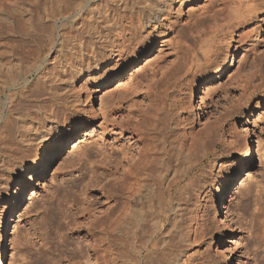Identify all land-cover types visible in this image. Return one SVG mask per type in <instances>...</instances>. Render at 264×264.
Returning a JSON list of instances; mask_svg holds the SVG:
<instances>
[{
  "label": "rangeland",
  "instance_id": "374dc122",
  "mask_svg": "<svg viewBox=\"0 0 264 264\" xmlns=\"http://www.w3.org/2000/svg\"><path fill=\"white\" fill-rule=\"evenodd\" d=\"M96 1L64 0L62 9L67 18L44 23L53 47L41 50L36 63L43 64L45 59L55 56L61 33L69 39L75 35L85 44L90 41L87 32L76 28L73 19ZM145 1L126 0L125 19L120 24L127 36L122 40L125 44H120V38L110 32L109 43L115 45L113 54L109 57L108 49L97 51L100 48L97 47L98 69L91 65L85 80L86 69L79 71L74 67L72 82L64 89L57 86L63 92L60 96L58 93L54 97L50 91L36 87L38 69L30 71L36 57L33 43L3 33L0 75L8 69L15 72L21 69L27 80L3 91L0 88V154L8 157L13 167L38 144H59L52 159L27 182L15 207L14 192L20 183L11 179L8 167L0 169V181L10 186L13 194L4 199L0 193L4 264H97L86 243L90 241L87 224L109 206L105 193L116 178V146L128 148L138 141L139 136L126 129V125L140 120L152 108V82L182 68L186 56L191 69L180 78L181 83L169 89V100L165 102L168 115L173 117L167 131L184 119L177 125L179 129L182 127L181 131L208 136L209 143L205 157L199 161L198 155L196 163L187 173L181 171V179L173 182L167 192L170 199L166 198V212L170 218L174 199L187 193L178 202L180 239L173 244L178 264H264V0L246 1L247 6L250 3L258 7L257 18L236 31L232 40L220 37L213 49L206 46L207 51L193 43L188 27L208 16L220 0H174L159 14L156 30L149 27L132 32L128 17L142 11L149 0ZM25 3L23 10L34 14L49 0H25ZM4 9V18L11 20L16 30L25 28L21 23L24 16L18 15L15 5L6 1ZM9 26L1 20L0 32ZM40 37L34 44L43 46L46 41ZM70 40L62 46L67 58ZM119 44L123 51L117 54ZM7 50L24 61L21 67L16 59L11 60ZM87 50L84 55L90 57L88 47ZM44 100L55 111L54 122L45 125L43 139L21 143L19 123L15 120L18 108L22 107L25 117H31L35 106L42 105ZM248 149L250 155L243 158ZM237 161L239 171L230 182L225 203L220 205L221 184ZM166 185L167 182L164 188ZM124 234L118 235L126 238ZM113 238L116 239L114 235ZM109 239L114 241L112 237ZM117 241L108 244L105 239L99 264L116 263Z\"/></svg>",
  "mask_w": 264,
  "mask_h": 264
},
{
  "label": "bare ground",
  "instance_id": "6f19581e",
  "mask_svg": "<svg viewBox=\"0 0 264 264\" xmlns=\"http://www.w3.org/2000/svg\"><path fill=\"white\" fill-rule=\"evenodd\" d=\"M6 1L17 7L20 17L21 15L24 16L23 20L20 18L22 22L20 19L19 21L24 24L25 28L20 27L21 29L18 28L16 30L13 23L10 22L11 20L4 18L6 14L4 9ZM172 1L174 0H149L142 11H136L137 13L134 15L132 12V15L128 17L129 20L127 19L131 23L130 28H132V32L137 30L145 31L149 27H152V30H156L158 27L156 25V19L165 9V6ZM246 1L252 3L255 0H220L217 7L212 8L208 16L201 20H194L195 22L191 23L188 27L190 30V33H188L191 35L193 43L200 47L204 46L206 48L207 46V48L213 49V46L218 42L217 40L221 39L220 37H229L230 40H232L236 31L246 27L249 22L255 20L258 16V7L254 6L255 4L250 5V3L247 6L245 3ZM63 3L64 0H49V4H42L43 7L41 11L32 14L29 13L28 10H23L22 5L26 4L25 0H0V21H5L10 25V28H7L5 32H0V39L3 38V33H5L6 36H9L8 33H11L12 35L10 36L18 37L21 40L26 39L33 43L32 45H34L35 49L33 53H35L36 57L34 58V64L30 71L38 69L36 87L39 85V88L41 87V89L50 91L48 93L54 97L55 95L58 96V93L59 96L61 95L60 92L62 90L60 91L58 87L62 86V89H64L72 82L74 67H78L79 71L81 68H85L87 74L84 78L85 80L88 79L89 71L92 68L91 65H93L94 68L98 67L99 62L96 60V53H98L96 52L97 47H100L97 48V51L99 49H108L110 52L109 57L113 54L115 45H113V42L109 43L112 41L109 38L110 32H114L117 37L120 38V44L125 41L127 37L126 34H124L125 30L122 29L120 25L122 20L125 19L123 9L127 6L126 0H97L93 7L91 5L86 7L83 13H79V16L73 19V22L77 24L76 28L81 29L82 32H87L90 41L88 40L85 44L84 40L77 38L75 35L70 37V39L72 38L71 41L68 35L61 33L55 56L50 60L45 59L43 64L36 63V61L40 59L41 50L46 51L53 47V39H49L51 37L48 33L45 34L47 27L44 26L46 25L44 23H53L67 18L63 13ZM259 4L260 3H258V5ZM116 5L118 6L117 8ZM132 35L134 36V33H130V36ZM40 36H43L46 41V44L43 46L38 43L34 44L36 39L41 38ZM66 40L71 41L68 45L66 43L69 52L68 58L65 56V53L63 54L64 51H62V46L65 45L64 43ZM115 44H117V42ZM124 44L125 42H123V45ZM126 44L128 43L126 42ZM86 46L90 49V57L86 54L84 55L87 50ZM120 47L121 45L118 47L116 45L117 54L123 51ZM207 48L205 51H207ZM208 50V52H210V49ZM7 53L11 60L16 59V64L21 67L20 63L24 61L22 62L19 60V56L15 55L12 50H7ZM99 53L101 52L99 51ZM87 54L89 55L90 53ZM84 56H87V59H84ZM203 57L206 59V55ZM186 58L182 60V68L180 66V69L177 68V71L166 73L161 78L152 82L153 85L152 88H150L153 89L151 91L154 98L152 108H149L150 111L147 108L148 111L143 113L140 120L134 121V123L133 121L130 123L127 122L128 125H126L125 128L130 129L132 134L138 135V141L133 145H129L128 148L116 146V165L113 163L116 169V178H113L112 182H110L112 186H110L105 193L107 196L106 198L110 200L109 206L103 211L102 215L100 214L99 217L95 216L96 218L94 221L91 220V222L89 221L90 224L89 222L87 224V233L90 237V241L86 243L87 246L91 247L92 253L95 255L94 260H96L95 262H97V264H99V260L103 257L101 256V248L105 239H108V244L118 239V246L116 247H118L117 249L119 250L116 252V263L113 261L111 264L179 263L178 253H175L173 250V244L180 239L177 210L179 206L178 202L184 193L178 194L176 199H174L176 201L173 205L172 214L170 215L171 218L167 214L168 212H166V201L170 199L166 196L173 182L181 179L180 173H187L192 165L196 163L195 159L198 160V155L201 156L199 161L205 157L206 146L209 143L207 141L209 140L208 136H201V134L194 135L193 132H190L191 130L187 132L185 129H182L181 131L182 125H180V129L177 125L179 123L181 124L184 119L180 120L181 122L177 121V125H174L171 131H167L173 117L168 115L166 111V107L168 106L165 105V102L169 100V89L171 87H176L180 82V78L187 75L189 68L192 66V64H188L189 60ZM27 61L28 60H26V62ZM22 72L21 69L16 72L8 69L6 73L0 75L1 90L3 91L9 86L25 84L27 75L23 76L24 73ZM124 97L126 98V96ZM46 101L47 100H44L42 105L35 106V113L31 117L29 115L25 117V115L22 114V107L18 108L19 111L16 113L15 120L19 123L18 136L21 143L34 142L35 139L39 138L43 139L45 125L54 122L55 111L51 105L46 104ZM174 105H176V103H174ZM177 106L180 110L181 106L179 107V104H177ZM177 108L175 110H178ZM175 110L173 112H175ZM177 112L179 113V111ZM28 116L29 118H27ZM50 127L51 126H49V128ZM58 145L57 143L47 145L45 142H42L24 159L15 163L13 167L8 157H4L0 154V169L2 170L8 167V171L11 173V179L16 183H20L19 188L14 192L15 201L13 202V207L19 202L21 194L25 191L27 182L33 177L32 175L46 166L47 162L52 159V156L57 151ZM249 155L250 150L248 149L243 158H247ZM109 163L111 164V162ZM10 165L12 167L11 169L9 167ZM239 166L240 162L237 161L235 167L229 171L223 179L218 196V203L220 205L221 203H225V195L230 188L232 178L239 171ZM170 172L171 175H169ZM165 181L167 185L164 188ZM0 193L3 195L4 199L13 195L10 186L6 185V183L4 184L2 181H0ZM184 195L187 196V193ZM4 220L6 221V219ZM167 221H169V223ZM166 222L168 223L167 225ZM5 223H7V221ZM120 233H125L124 235H126V238H120ZM113 235L116 239L113 238ZM109 237H112L114 241L109 239ZM222 242L223 238H220L219 243ZM4 259L5 246L4 239L1 238L0 264H4Z\"/></svg>",
  "mask_w": 264,
  "mask_h": 264
}]
</instances>
